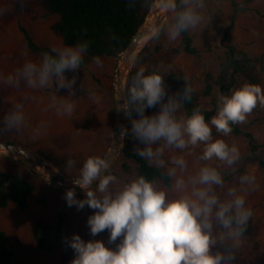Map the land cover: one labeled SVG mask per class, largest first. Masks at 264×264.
<instances>
[{"label":"clouds","instance_id":"1","mask_svg":"<svg viewBox=\"0 0 264 264\" xmlns=\"http://www.w3.org/2000/svg\"><path fill=\"white\" fill-rule=\"evenodd\" d=\"M18 3L23 9L26 0ZM135 3L128 0V7L134 8ZM158 3L166 19L157 17L150 23V41L163 36L176 42L182 34L206 27V0ZM88 50L87 41L53 47L36 60L26 59L13 72L0 74V88L19 89L23 84L31 90L68 89L67 95L51 96L50 107L57 116L72 117L75 104L69 97L76 81L65 73L81 69ZM127 62L135 66L137 56ZM164 78L162 71L140 66L116 105L131 121L130 132L121 126L120 137L138 141L142 146L133 151L161 170L163 179L150 180L143 174L121 178L111 171L109 159L87 156L72 180L84 198L77 199L71 188L64 198L69 207L93 209L87 217L90 235L107 230L108 242L115 248L73 233L65 240L75 253L70 264H232L245 242L246 227L253 217L246 198L259 185L254 174L238 171L241 150L222 137L230 136L234 125L245 124L258 106L264 107V88L243 82L229 94L218 93L215 112L206 120L198 106L190 111L185 107L194 91L187 79L183 78L182 90L170 94ZM89 96L93 103L100 102L95 91L89 90ZM157 106L158 111L146 114V109ZM24 127L25 105L15 103L0 119V133ZM213 129L218 135L214 136ZM187 156H195L191 167ZM75 163L68 160L66 166ZM226 175L234 182L226 183Z\"/></svg>","mask_w":264,"mask_h":264},{"label":"rangeland","instance_id":"2","mask_svg":"<svg viewBox=\"0 0 264 264\" xmlns=\"http://www.w3.org/2000/svg\"><path fill=\"white\" fill-rule=\"evenodd\" d=\"M206 5V27L189 32L198 53H175L169 59V66L182 70L192 80L194 88L200 90L205 84V74L210 72L216 76L218 72L219 57L225 49L222 34L229 27L233 16V26L225 43L243 49L252 57H261V61L257 63L255 84L264 88V0H206ZM56 19L57 14L47 12L41 0H26L23 9L20 8L18 0H0V74L7 75L20 67L26 59L36 60L40 57L26 47L19 24L26 27L39 44L52 48L64 45L61 38L50 29L51 23ZM179 45L180 39L169 42L163 36L158 41L148 40L136 54L137 56L145 46H149L148 61L137 62L135 66L130 64L129 71L132 68L137 70L140 66L150 68L154 59L163 61L167 51ZM121 56L122 53L117 57L95 58L86 67L65 73L67 78L75 76L76 81L71 90L72 97H69L75 104L72 117L57 116L55 109L50 107L51 96L67 95L68 89H59L58 92L52 87L31 90L23 84L19 89L0 88V119L15 103L25 105L26 116V127L20 131L0 133V140L23 145L34 152L42 149L67 161L74 160V167L58 169L51 166L65 179H75L87 156L104 157L112 144L118 113L115 82ZM243 82L248 81L239 77L234 87ZM166 89L174 94L170 88ZM89 90L95 91L100 97L99 103H93ZM217 94L218 89L215 87L214 95ZM206 105L207 102H204L203 106ZM158 110L159 106L148 109L146 114L151 115ZM239 126L243 131L250 132L255 142L264 143V107L258 106L247 122ZM124 127L130 132L131 121L128 118ZM34 130H38L39 134L34 135ZM213 134L218 135L214 129ZM222 138L238 145L242 154L237 165L238 171L254 174L259 185L246 198L247 205L253 210V217L245 232V242L236 253L232 264H264V169L259 165V159L264 160V147L259 148L256 155L252 156L245 136L230 134ZM126 145L132 147L131 150L142 146L131 136L121 137L119 152L111 164V171L121 178L136 174L135 170L125 173L121 169L122 162L128 163L132 169L136 165L132 159L124 157L123 149ZM196 152L198 154L199 149ZM186 158L191 167L195 156ZM0 170L17 172L35 187L25 210H19L11 202L6 208H0V230L5 232L7 246L13 250V259L17 264H70L75 255L71 248L66 250L60 243H56L50 251H46L39 248L34 238L36 222L54 223L59 213L63 215L62 235L68 240L75 233L85 241L99 239L107 247L115 248V244L108 242L107 230L95 237L90 235L87 217L93 213V209L87 206L82 210L75 206L69 207L64 198L66 189L54 187L19 159L2 152ZM225 180L229 184L234 182V178L228 175ZM74 191L77 199L84 198L81 188ZM118 242L119 240L116 243ZM217 247L223 251V246Z\"/></svg>","mask_w":264,"mask_h":264},{"label":"trees","instance_id":"3","mask_svg":"<svg viewBox=\"0 0 264 264\" xmlns=\"http://www.w3.org/2000/svg\"><path fill=\"white\" fill-rule=\"evenodd\" d=\"M41 1L47 12L57 14V19L51 23L50 29L61 38L64 45H75L81 41L88 42L89 50L81 67H86L95 58L117 57L124 52L140 26L144 23L155 2V0H136L135 7L130 9L128 0ZM250 1L246 0V2ZM231 19L229 27L222 34V43H224L225 49L219 57L218 72L216 76L207 72L205 74V84L200 90L194 88L192 80L186 77L182 70L173 69L169 66V59L175 53L184 52L191 55L198 53L189 33L182 34L179 47L170 48L163 61L154 59L152 66L147 68L149 71L153 69L162 71L165 75L166 88H170L173 93L182 90L184 86L183 78H186L194 91L191 101L185 107L190 111L192 107L198 106L206 120L215 112V87L218 89V93L229 94L239 77L251 83H256L257 80V63L261 61V57H252L243 49H239L233 44L225 43L228 38V32L233 26V16ZM18 27L23 35L26 47L31 52L40 55L42 52L51 50V46L42 45L35 41L29 30L22 24H19ZM148 50L149 46H145L138 53L137 62L145 63L148 61ZM136 71L133 68L129 71L125 85L130 82L132 75ZM204 102H207L206 106H203ZM135 116L136 113H133V117ZM231 134L243 135L248 139L252 156L256 155L259 148L264 147V143L258 144L255 142L253 135L250 132L243 131L239 125L233 126ZM131 148L126 145L123 149V155L135 162V168L132 169L128 163L122 162V171L131 173L135 170L136 174H143L150 180H162L161 170L142 160ZM35 152L45 157L58 169H63L67 165L66 159L53 153H46L42 149H37ZM259 165L264 169V160L259 159ZM164 182L166 183V181ZM34 189L33 183L23 178L19 173L0 170V208H6L11 202L19 210H25L28 207V198ZM62 227V213L57 215L54 223L37 221L34 229V238L39 248L50 251L56 243H60L64 249L69 250L70 247L65 243V240L68 239L62 235ZM247 228L248 225L246 231ZM13 257V250L7 246L6 234L0 230V264H17Z\"/></svg>","mask_w":264,"mask_h":264},{"label":"water","instance_id":"4","mask_svg":"<svg viewBox=\"0 0 264 264\" xmlns=\"http://www.w3.org/2000/svg\"><path fill=\"white\" fill-rule=\"evenodd\" d=\"M145 21H146V19H145ZM145 21L140 26V28L138 29V31L136 32L134 37L132 38L129 46L125 49L124 52H122V56H121V59L119 62V67H118L117 74H116V82H115L116 92H117V89L120 88V85L122 82L124 83V88H125V82L124 81L127 78L128 71L130 68V63L127 62V53L129 51L133 50L136 43L142 37L151 33L149 30L150 23L145 25ZM121 62L123 63V69L120 70V63ZM118 103H120V102L118 101ZM126 118L127 117L125 116L123 110H118L117 119H116V123L114 126L113 141H112V144H111L108 152L104 155V158H106V159L108 156H110L112 158L111 164L119 152L120 142H121V137L119 134L120 128H121V126H124ZM112 146H114L115 150L111 152ZM0 152L8 154L10 156H13V157L19 159L30 170L35 171L37 174H39L40 176L45 178L44 174L39 173L36 170V167H38V166L42 167L49 175V178H45V179L56 188L66 189V190L70 189V188L74 189V190L80 189L79 186L73 184V182H72L73 179H65L63 176L58 174L55 170H54V173H51L50 170L48 169V165L51 166L52 164L43 156H40L36 152L30 150L29 148H27L23 145L13 143V142H8L5 140H0Z\"/></svg>","mask_w":264,"mask_h":264},{"label":"bare ground","instance_id":"5","mask_svg":"<svg viewBox=\"0 0 264 264\" xmlns=\"http://www.w3.org/2000/svg\"><path fill=\"white\" fill-rule=\"evenodd\" d=\"M164 10L162 8L159 7V3H158V0H155L153 6H152V9L150 11V13L148 14L147 18H146V21H145V25H147L148 23H151L155 18L157 17H162L163 19H166V17H164ZM151 35L148 34L144 37H142L137 43L136 45L134 46L133 50L132 51H129L127 53V58L137 54V52L140 50V48H142V46L149 40V36ZM123 69V63L121 62L120 63V70ZM123 90H124V83L122 82L121 85H120V88L117 89V97L118 99L121 98L122 94H123ZM111 152L115 150L114 146H112L111 148ZM107 159L110 160V162L112 161V158L110 156L107 157ZM48 169L50 170L51 173H54V169L48 165ZM36 170L39 172V173H42L44 174V177L45 178H49V175L48 173L40 166L36 167Z\"/></svg>","mask_w":264,"mask_h":264}]
</instances>
